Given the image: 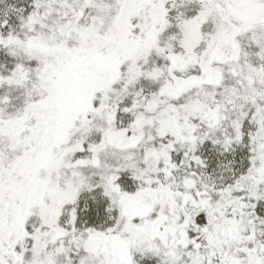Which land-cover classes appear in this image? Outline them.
<instances>
[{
    "label": "snow or ice",
    "instance_id": "6c2138e0",
    "mask_svg": "<svg viewBox=\"0 0 264 264\" xmlns=\"http://www.w3.org/2000/svg\"><path fill=\"white\" fill-rule=\"evenodd\" d=\"M0 264H264V0H0Z\"/></svg>",
    "mask_w": 264,
    "mask_h": 264
}]
</instances>
